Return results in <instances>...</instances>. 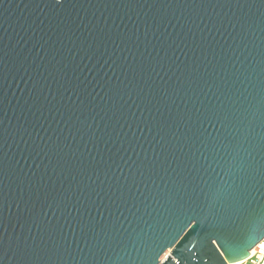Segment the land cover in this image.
Instances as JSON below:
<instances>
[{
  "label": "water",
  "instance_id": "1",
  "mask_svg": "<svg viewBox=\"0 0 264 264\" xmlns=\"http://www.w3.org/2000/svg\"><path fill=\"white\" fill-rule=\"evenodd\" d=\"M241 24L240 12L227 7L226 0H65L64 8H52L51 0H4L0 235L11 242L48 239L42 222L22 214L25 207L41 204L43 220L62 223L61 235L68 240L73 238L69 220L77 209L97 218L114 214L127 223L128 207L113 204L112 193L131 179L136 163L161 151L160 135L147 125L169 109L215 99V86L207 84L191 98L181 93L165 102L161 92L183 79L186 64L199 65L213 85L233 69L258 70L264 30L256 23L252 29ZM116 88L123 95L113 96ZM208 132L215 134L211 127ZM166 179L161 173L155 184L152 179L138 182L132 191L151 199L150 192ZM65 189L79 196L71 210L49 207L51 197ZM149 210L151 217L145 219L159 229L152 217L163 223V208L153 201ZM250 237L241 228L230 238L241 261L256 246L246 249L247 258L242 255ZM187 243L197 253V264H213L208 257L199 259V245ZM80 255L74 244L72 256L60 264H79ZM3 264L17 260L9 252Z\"/></svg>",
  "mask_w": 264,
  "mask_h": 264
},
{
  "label": "snow or ice",
  "instance_id": "2",
  "mask_svg": "<svg viewBox=\"0 0 264 264\" xmlns=\"http://www.w3.org/2000/svg\"><path fill=\"white\" fill-rule=\"evenodd\" d=\"M226 6L240 12L242 29L245 25L252 29L256 23L264 30V0H226ZM51 7L64 8L65 0H51ZM181 75L183 79L171 91L161 92L165 102L181 93L198 96L197 89L203 91L205 84L215 86V99L201 100L199 107L193 101L191 107L169 109L147 125L150 132L155 129L160 135L161 151L136 163L131 179L112 193L113 204L128 207L127 223L114 214L97 218L77 209L69 220L73 238L68 240L61 235L62 223L43 220V204L25 207L22 214L42 222V232L49 238L41 235L31 242H11L0 235V264L9 258V252L17 264H60L65 256H72L74 244L81 253L79 264H197V253L191 251L188 241L193 248L199 245L200 260L208 257L213 264H245L234 255L237 249L230 239L241 228L251 234L242 255L247 258L246 249L256 245L262 256L259 261L252 258L251 264H264V52L258 70L233 69L219 76L214 85L208 84L210 74L195 63L186 64ZM112 95H123V91L116 88ZM161 173L167 179L163 187L157 185L150 192L151 199L133 193L138 182L147 184L152 179L155 184ZM74 197L79 199L74 191L65 189L50 201L45 194L44 200L49 207L55 204L57 209L71 210ZM153 201L163 208V223L152 217L159 229L145 219L151 217ZM180 240H186L182 247L177 246Z\"/></svg>",
  "mask_w": 264,
  "mask_h": 264
},
{
  "label": "built area",
  "instance_id": "3",
  "mask_svg": "<svg viewBox=\"0 0 264 264\" xmlns=\"http://www.w3.org/2000/svg\"><path fill=\"white\" fill-rule=\"evenodd\" d=\"M261 256H262V253H261L259 247L255 246V253H253V249H252V251L250 253V257L247 260H245V264H251L252 258H254L256 261H259Z\"/></svg>",
  "mask_w": 264,
  "mask_h": 264
},
{
  "label": "bare ground",
  "instance_id": "4",
  "mask_svg": "<svg viewBox=\"0 0 264 264\" xmlns=\"http://www.w3.org/2000/svg\"><path fill=\"white\" fill-rule=\"evenodd\" d=\"M233 264H237V263H233Z\"/></svg>",
  "mask_w": 264,
  "mask_h": 264
}]
</instances>
